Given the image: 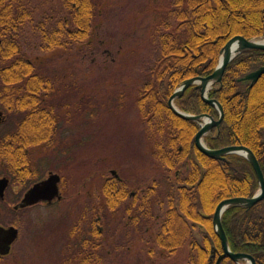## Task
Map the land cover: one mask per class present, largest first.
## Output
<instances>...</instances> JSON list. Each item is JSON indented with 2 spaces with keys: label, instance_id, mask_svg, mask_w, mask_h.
Here are the masks:
<instances>
[{
  "label": "trees",
  "instance_id": "1",
  "mask_svg": "<svg viewBox=\"0 0 264 264\" xmlns=\"http://www.w3.org/2000/svg\"><path fill=\"white\" fill-rule=\"evenodd\" d=\"M55 1L51 16H44L40 23L33 16L35 10L30 8L42 6L45 1L31 0L26 11L15 8L25 21L40 28L42 49L74 51V48H86L93 53L102 51L97 41L99 26L94 24L96 18L100 19L102 15L99 2H51ZM5 3L6 0H0V34H8L11 26L15 33L21 20L11 23L7 20ZM174 19L177 21L175 29L172 27ZM235 35L249 39L264 36V0H174L151 36L152 55L143 66L145 74L138 88L137 106L143 126L150 129L145 128L154 139L153 158L173 177L166 201L169 209L156 234V241L162 249L173 251L183 240H187L192 247L189 264H215V259H211L213 246L222 251L212 220L218 202L235 196L251 197L259 189L255 169L249 160L235 153L228 154L226 160L216 159L200 151L194 144L199 122L177 115L168 102L185 79L211 74L219 63L221 48ZM36 60L27 58L24 62L26 105H22L28 110L27 116L19 124L17 132L0 140V159L7 163L9 169L24 166L26 171L18 177L24 183L26 178L33 177L29 169L32 159L28 153L22 159L13 155L12 152L19 148L8 147L7 144L10 141L21 144V149L43 143L52 145L57 134L54 109L43 105L47 101V90L54 89V80L36 67ZM262 65V49L240 53L227 65L222 87L209 92V97L220 101L224 108L220 132L215 135V128L205 141L211 148L248 146L264 172V73L252 86L250 80L240 79ZM6 73L8 75L2 71L1 78L12 79L13 83L15 79H24L19 68L16 74ZM175 102L184 111L208 113L216 119L220 117L218 109L204 100L201 90L194 85ZM154 189L150 188L147 192L152 193ZM103 192L108 205L104 207L107 208L120 206L128 197V188L123 180L113 176L106 180ZM140 204L142 207V202ZM158 205H163V200ZM104 207L98 208L105 210ZM92 211L87 214L89 219L94 215ZM222 221L231 249L251 253L257 264H264V199L251 208L229 207ZM197 229L202 237L200 241L196 237ZM83 244L80 254L90 256L91 264H101L102 257L98 255L99 246L95 239L91 238V242ZM66 252L70 254L69 247ZM61 264H70V260H62ZM222 264L236 263L227 257Z\"/></svg>",
  "mask_w": 264,
  "mask_h": 264
},
{
  "label": "rangeland",
  "instance_id": "2",
  "mask_svg": "<svg viewBox=\"0 0 264 264\" xmlns=\"http://www.w3.org/2000/svg\"><path fill=\"white\" fill-rule=\"evenodd\" d=\"M40 1L45 3L30 8L39 23L44 16H51L57 3ZM97 1L102 6V15L94 23L99 26L97 41L107 52L44 50L40 28L27 20V29L17 32L23 37L24 56L37 58L36 67L54 80V89L47 90L43 105L54 109L57 134L50 147L43 143L30 149L32 167L38 175L25 183L12 180L5 198L0 199V225L13 224L17 216L19 223L15 225L21 229L11 253L0 258V264H61L68 256L65 250L71 226L80 219L89 222L91 208H97L92 211L96 213L98 207L107 205L103 186L112 170L128 193L136 196L129 195L118 207H104L106 218L101 209L97 211L103 216L100 224L106 238L98 251L101 264H189L192 247L187 240L173 251L162 249L156 241L169 209L166 201L173 177L153 158L154 139L146 131L150 129L143 126L137 106L143 66L152 55L151 36L174 0ZM175 26L176 19L172 20ZM4 64L0 58V68ZM27 112L11 111L0 123V139L5 132L15 131ZM4 163L0 160V176L9 175ZM49 171L62 175V200L16 212L13 207L29 185L47 177ZM150 188H155L152 193L147 192ZM161 200L163 205H158ZM195 232L200 241L199 229Z\"/></svg>",
  "mask_w": 264,
  "mask_h": 264
},
{
  "label": "water",
  "instance_id": "3",
  "mask_svg": "<svg viewBox=\"0 0 264 264\" xmlns=\"http://www.w3.org/2000/svg\"><path fill=\"white\" fill-rule=\"evenodd\" d=\"M253 49H262L264 50V38L262 39H248L242 35H236L228 40V42L221 49V58L220 62L215 68V70L207 76H194L191 78L185 79L182 84L174 91V93L169 98V105L171 109L179 116L201 121V128L196 133L194 137V143L197 148L216 159H226V155L230 153H237L246 157L251 164L253 165L258 181H259V191L252 197L244 196H235L230 198H225L221 200L214 211L213 214V225L217 235L221 240V245L223 252L219 255L216 264H220L222 258L229 256L235 262L241 264L243 261H249L250 264H257L255 257L247 252H234L229 246V239L225 228L223 226L222 217L224 212L230 206H243V207H252L260 200L264 199V173L261 168V164L252 151L251 148L245 145H230L223 148H210L204 141V136L209 134L213 128L217 127L218 132L224 117V109L222 104L217 99H210L208 96V91L210 86L213 83H219L220 86L223 85V75L226 70L227 65L240 53L253 50ZM264 73V66L259 67L256 70H253L247 73L243 79H251L253 85L259 77ZM196 85V88L201 89V94L204 100L216 106L220 111V118L216 120L210 114H191L183 111L177 105H175V99L184 94L185 90L191 85ZM1 118V117H0ZM116 171L113 170V173ZM61 180L60 175L51 174L47 179L35 183L25 194L21 206H26L30 204L37 203L42 200L52 201L56 196L61 198L59 191V181ZM9 183V179L4 177L0 179V195L4 196L5 189ZM18 207V206H17ZM18 229L15 226L10 228L0 227V252L6 253L9 250L11 243L18 236ZM3 247V248H2Z\"/></svg>",
  "mask_w": 264,
  "mask_h": 264
},
{
  "label": "flooded vegetation",
  "instance_id": "4",
  "mask_svg": "<svg viewBox=\"0 0 264 264\" xmlns=\"http://www.w3.org/2000/svg\"><path fill=\"white\" fill-rule=\"evenodd\" d=\"M28 4H29L28 0H6L5 14H6L7 20L10 23L13 20H21V23L23 24L25 18L21 14L20 15L17 14L15 12V8L20 7L24 11H26ZM73 5H76V2H73ZM21 23L19 25L20 28L22 27ZM11 29H13L12 26L10 27L9 34H0V58L1 60H4L5 62L4 66L0 68V74L2 71H4L5 74H7L6 73L7 71H9V74H13V73L16 74L17 68H19L20 76H24V79H15V82L13 83L11 81L12 79L0 78V86H1V89H0L1 99L0 100H2L1 102L3 103L2 105L3 107L0 105V116L2 118L0 120V123H3L4 121H6L7 118H9L11 111H15L16 109L26 110V107L22 105L26 103V82L27 81L25 78V74L23 75L25 71L24 62L27 59L23 54V51H25V48H24L25 46H24V42L22 41L23 40L22 34H14L13 33L14 31L11 32L12 31ZM13 52H14V55H13ZM17 54L19 55V58H17ZM17 103L19 104L18 106H17ZM13 104H15L16 106V107L14 106L15 108L13 107ZM7 133L9 132H5V134ZM7 146L14 147L15 149L19 148V150L17 149L15 152H12V154L15 156H19L21 159L24 156H26L28 153V148L24 147L23 149H21V147L23 146L21 144H13L10 141V143H8ZM5 169L8 171L9 175L8 176L4 175V176H7L9 178L10 183L12 180L15 179V177L18 178L26 171L24 166H22L21 168L19 167L15 169H9L6 166ZM29 169L31 172L33 171V168L31 167V163H30ZM52 172L53 171H49L48 174H51ZM5 196H6V192L3 197L0 196V199H4ZM22 198L23 197H21V199ZM21 199L17 201V203L14 205V208L18 203L21 202ZM46 203L51 204L52 202H46ZM28 207L30 206H27V207L19 206L18 208H15V209L17 212V211L25 210ZM100 209L102 211L103 216L106 218L107 213L103 212L104 209L102 208H99L98 210ZM98 210H96V213ZM96 213H95L94 220H91L93 223L82 221V222L73 224L71 228V232H70V235H71V238H70L71 244L69 245L70 254H68L66 258L67 260H70V264H82V262H85V261L90 263L91 261L90 256L86 257L80 254L83 248V245H84L83 243L85 241L91 242V238H94L95 242L99 246V249L102 245L105 244L106 238L105 236L102 235V233L104 232V227L100 224L101 218H103V216L100 213H97V214ZM133 219H135V215H133ZM14 220L16 221L17 218H14ZM83 224L86 226L90 225L91 228L89 230H86L85 227L82 228ZM79 227H81L82 229ZM73 247H75L76 249L74 250ZM8 255L9 254L4 255L0 253V258H5Z\"/></svg>",
  "mask_w": 264,
  "mask_h": 264
},
{
  "label": "bare ground",
  "instance_id": "5",
  "mask_svg": "<svg viewBox=\"0 0 264 264\" xmlns=\"http://www.w3.org/2000/svg\"><path fill=\"white\" fill-rule=\"evenodd\" d=\"M246 208H248V207H246ZM250 208H251V207H250ZM214 230H215V228H214ZM215 232H216V231H215ZM216 234H217V233H216ZM61 262H62V261H61ZM247 264H250V262L248 261Z\"/></svg>",
  "mask_w": 264,
  "mask_h": 264
}]
</instances>
